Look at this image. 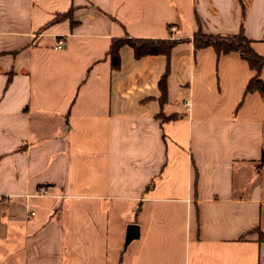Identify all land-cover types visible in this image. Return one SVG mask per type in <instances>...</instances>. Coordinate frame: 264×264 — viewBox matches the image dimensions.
<instances>
[{"label": "crops", "instance_id": "1", "mask_svg": "<svg viewBox=\"0 0 264 264\" xmlns=\"http://www.w3.org/2000/svg\"><path fill=\"white\" fill-rule=\"evenodd\" d=\"M198 28L264 57V0H0V264H264L255 71L191 41L108 55Z\"/></svg>", "mask_w": 264, "mask_h": 264}, {"label": "trees", "instance_id": "2", "mask_svg": "<svg viewBox=\"0 0 264 264\" xmlns=\"http://www.w3.org/2000/svg\"><path fill=\"white\" fill-rule=\"evenodd\" d=\"M183 41H191L194 49L212 47L217 55L226 54L229 52H237L255 71V75L250 79L245 87V93L252 91H262L264 88V81L259 78V72L264 66V57L259 55L253 49L251 46V40L245 35L242 29L237 33L211 34L203 32L198 28L194 32L193 36L187 39H175L172 37L157 39L131 37L113 38L110 43L108 55L110 56L111 65L114 68H117L120 65L119 51L123 45L131 46L136 58L148 54H162L168 58L173 47ZM166 71L159 82V88L161 90V102L166 100ZM158 117L161 118V120H167L174 118V115H164L163 113H159ZM255 231L258 233L259 241H264V231L260 229H255Z\"/></svg>", "mask_w": 264, "mask_h": 264}, {"label": "water", "instance_id": "3", "mask_svg": "<svg viewBox=\"0 0 264 264\" xmlns=\"http://www.w3.org/2000/svg\"><path fill=\"white\" fill-rule=\"evenodd\" d=\"M138 234H139V228L137 224L135 223L128 224L126 228L124 246H126L132 239L137 238Z\"/></svg>", "mask_w": 264, "mask_h": 264}, {"label": "built area", "instance_id": "4", "mask_svg": "<svg viewBox=\"0 0 264 264\" xmlns=\"http://www.w3.org/2000/svg\"><path fill=\"white\" fill-rule=\"evenodd\" d=\"M56 46H57V47H62V46H63V40L59 39V40L57 41ZM183 105L185 106V108H188V107L190 106V102H189L188 100H185V101L183 102ZM39 192H40V193H45V192H46V188H45V187H41V188L39 189ZM31 214H33V212H31Z\"/></svg>", "mask_w": 264, "mask_h": 264}, {"label": "rangeland", "instance_id": "5", "mask_svg": "<svg viewBox=\"0 0 264 264\" xmlns=\"http://www.w3.org/2000/svg\"><path fill=\"white\" fill-rule=\"evenodd\" d=\"M123 244H124V241H123Z\"/></svg>", "mask_w": 264, "mask_h": 264}]
</instances>
